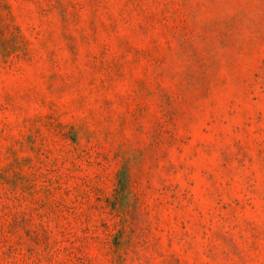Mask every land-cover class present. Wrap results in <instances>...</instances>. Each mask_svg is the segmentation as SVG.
<instances>
[{
	"label": "rangeland",
	"instance_id": "rangeland-1",
	"mask_svg": "<svg viewBox=\"0 0 264 264\" xmlns=\"http://www.w3.org/2000/svg\"><path fill=\"white\" fill-rule=\"evenodd\" d=\"M0 264H264V0H0Z\"/></svg>",
	"mask_w": 264,
	"mask_h": 264
}]
</instances>
